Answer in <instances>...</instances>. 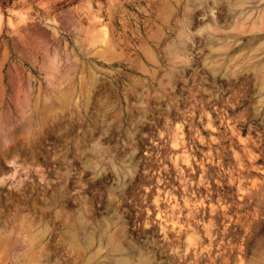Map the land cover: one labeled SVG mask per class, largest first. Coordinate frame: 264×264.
Here are the masks:
<instances>
[{
	"label": "rangeland",
	"instance_id": "1",
	"mask_svg": "<svg viewBox=\"0 0 264 264\" xmlns=\"http://www.w3.org/2000/svg\"><path fill=\"white\" fill-rule=\"evenodd\" d=\"M0 264H264V0H0Z\"/></svg>",
	"mask_w": 264,
	"mask_h": 264
}]
</instances>
